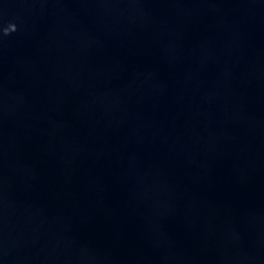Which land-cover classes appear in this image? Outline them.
Returning <instances> with one entry per match:
<instances>
[{"label": "water", "instance_id": "95a60500", "mask_svg": "<svg viewBox=\"0 0 264 264\" xmlns=\"http://www.w3.org/2000/svg\"><path fill=\"white\" fill-rule=\"evenodd\" d=\"M0 264H264V0H0Z\"/></svg>", "mask_w": 264, "mask_h": 264}]
</instances>
